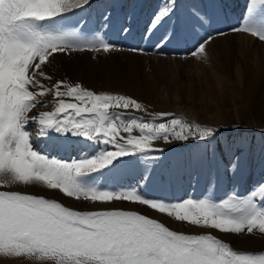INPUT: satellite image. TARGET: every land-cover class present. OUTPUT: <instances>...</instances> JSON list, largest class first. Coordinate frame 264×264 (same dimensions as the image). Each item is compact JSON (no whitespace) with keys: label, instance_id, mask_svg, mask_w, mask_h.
I'll list each match as a JSON object with an SVG mask.
<instances>
[{"label":"rangeland","instance_id":"obj_1","mask_svg":"<svg viewBox=\"0 0 264 264\" xmlns=\"http://www.w3.org/2000/svg\"><path fill=\"white\" fill-rule=\"evenodd\" d=\"M1 1L2 5L11 2L14 6L13 0ZM132 1L133 9L124 22L125 35L137 27L138 30L141 27L139 36L150 35L153 26L160 27L169 18L176 21L175 28L179 22L180 30L182 25L192 28L193 20L202 21L208 33L199 37V32L190 29L191 34L186 33L184 37L192 39L191 43L194 37L198 41L195 46L184 47L188 50L185 56L162 52L171 39L158 40L161 41L159 50L163 49L155 51L160 58L180 62L193 59L201 63V49L212 43L211 37H217L211 17L204 19L190 8L192 2L202 0H151V8L146 6V0ZM215 1L228 11L231 6L236 16L233 24L236 32L264 40V27L256 28L248 20L249 4L255 0H207L202 6L214 7ZM89 6L92 7L88 5L87 9ZM113 19L108 21L114 24ZM168 24L175 29L171 22ZM175 30L170 38L176 35ZM179 44L180 41L171 45L172 49H180ZM1 53L4 55H0V62L5 56ZM7 64L0 65L3 67L0 71ZM192 73L194 69L187 74ZM11 79L0 74V160L5 152H13L12 163L20 180L0 177V264H264V179L256 185L257 176H264V122L253 111L255 99L243 86L236 85L229 90L234 104L232 111L201 113L200 117L186 110L175 111L180 106L150 111L129 96L118 97L113 93L101 96L73 86V94L48 98L39 105L52 111L54 131L59 135V143L66 146L67 157H46L32 143L41 132L43 119L30 121L32 133L19 129L21 117L28 111L35 117L40 112L23 103L21 97L17 99L19 95ZM51 79L63 86L57 77L51 76ZM179 86L184 91L186 80ZM172 97L178 101L176 96ZM163 98L169 99L166 91ZM257 145L263 146L262 153L255 151ZM245 154L249 155L250 162L239 182L234 184L233 178L241 170L239 166ZM188 156L199 160L196 164L199 169L194 173L196 180L200 172L202 178L207 172L217 173L211 193L216 192V179L221 177L222 184L230 179L229 183L226 181L229 188L224 190L241 185L245 194H230L220 200L211 193L199 199L173 198L175 191L180 190L185 158L186 163L192 160ZM221 166L225 167L226 174L223 169H213ZM101 167L112 172L121 167L136 169L148 176L140 175L139 187L115 181L108 188H98L89 182L97 178ZM35 170L43 174L47 189L59 183L69 190L72 200L75 196L81 202L70 200L68 203L47 189L31 190L25 177ZM169 174L171 179L167 178ZM155 176L167 178L165 182L170 180V185L176 182L171 188L172 195L164 194L173 199L163 198L158 191H155L158 197L148 191V180ZM195 187L193 183L187 185L185 194L196 195ZM144 205L151 206L155 213ZM164 210L173 214L176 223L158 216ZM236 227H241V237L252 236L256 242L249 241L247 246L238 248L232 241Z\"/></svg>","mask_w":264,"mask_h":264},{"label":"bare ground","instance_id":"obj_2","mask_svg":"<svg viewBox=\"0 0 264 264\" xmlns=\"http://www.w3.org/2000/svg\"><path fill=\"white\" fill-rule=\"evenodd\" d=\"M16 1L19 3L18 7L6 8L7 11L0 12V28L7 27L10 29L9 36L2 40L3 44H1V47H5V52L1 51L5 53L2 59L6 61V64L8 62L9 67L7 66L1 72H5L4 77L12 78L16 94L22 99L29 96L33 98L37 96L40 99L48 97L58 99V96L73 94V86H79L101 96L110 93L118 97L129 96L132 100L138 101L141 107L150 111L173 110V107L180 106L175 111L183 112L186 110L196 117L201 113L209 115L219 111L226 114L232 111L234 104L230 98L229 90H233V87L237 85L243 86L245 91L254 97L253 111L259 114V120L264 122V40L249 36L247 33L236 32L233 29L234 15L230 14L228 9H224L219 1H215L214 7H211V5L208 7L202 6L205 1L207 3V0L199 2L201 5L192 2V7H190L194 14H201L204 19L214 17L216 22L214 27L217 37H211L212 43H208L205 48L201 49V63L193 59L180 62L164 56L162 58L156 56L153 48L156 46L157 41L154 36L138 41L137 39L128 41V36H126V43L121 42L117 27L119 25L122 29L121 18L125 19V13L130 8L133 9L129 0ZM112 1H115L116 11L119 13V22L117 25L113 24L112 29L108 31V35H113L114 38L111 42L106 43L104 39L105 32H103L106 25L103 24L104 21L101 23V20L106 17L107 7ZM241 1L243 2V0ZM229 2L231 1L229 0ZM93 3L98 4L96 6L97 16L91 17L84 30H81L78 26L87 17L88 5ZM247 13L248 20L253 22L256 28L264 27V0H255V2L249 4ZM32 16L37 18H32ZM98 17H100V20L97 19ZM191 24L192 28L190 29L196 33L199 31H201V34L205 33V35L208 33V29L202 21L196 19ZM25 25L38 26L37 38L31 39L27 32L23 31ZM182 27L180 36L184 37L186 33L187 35L191 34L187 26L182 25ZM113 32L116 34H113ZM159 32L157 30L156 34H165L169 37L174 30L167 23L164 24L162 33ZM45 34L48 35L47 40L40 44L39 41ZM205 35L203 36L205 37ZM0 55L2 57L4 54L1 53ZM191 69H194L193 75L187 74ZM35 70L39 74L36 76L37 86H34L31 79ZM51 76L63 81V86L55 83ZM185 80L186 88L183 91L179 85ZM33 86L37 91L32 89ZM165 91L169 96L168 100L163 98ZM30 93L33 95H30ZM173 95L178 98V101L172 97ZM235 110L239 111L240 109L235 108ZM39 112L41 116H44V120L48 121L45 111L40 109ZM49 127L52 128L53 123H50ZM41 137L44 140L57 138L51 133L47 134V132H44ZM262 147V145L261 147L257 145L255 151L260 152ZM12 154L5 152L3 159L0 160V177L5 179L12 177L15 182H19V176L12 163V158H14ZM249 160V155L245 154V159L240 162L242 163L239 166L241 170L236 172L233 178L234 184L238 183L241 176L244 175L245 166L247 162H250ZM193 162L189 160L187 163L184 173L187 179L184 188L186 190L187 182L190 184L199 182L193 188L195 194L208 195L213 192L212 182H214L217 173L212 174L210 172L209 174L207 172L202 178L200 172L199 179L193 182L192 174L194 175V171L189 170L193 168ZM248 176L247 174L246 177L248 178ZM260 176H257V178H260ZM25 181L31 190L38 192L47 189L43 174L36 172V170L30 172V175L25 177ZM22 182L24 183V180ZM170 182L169 180L164 183L162 192L171 196L173 193L171 190L172 185L176 182L173 181L171 185ZM228 188L225 180L223 189ZM181 189L183 190V188ZM51 191H54L58 198L68 203L73 198H70L72 194L69 190L59 183H54L52 188L47 189L48 193ZM181 192L176 190L175 194ZM77 198L74 196L72 201L81 202ZM126 202L129 203V201ZM143 207H148V210L154 212L151 206L144 205ZM158 216L171 224L176 223L173 214L169 211L164 210L158 213ZM181 223L184 222L181 221ZM236 228L237 231L234 232L232 241L238 248L241 249L247 246L249 241L256 242L255 237H241V227Z\"/></svg>","mask_w":264,"mask_h":264}]
</instances>
